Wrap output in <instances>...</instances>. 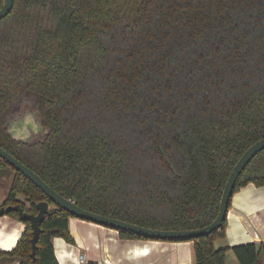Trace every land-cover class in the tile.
Returning <instances> with one entry per match:
<instances>
[{"label": "trees", "instance_id": "trees-1", "mask_svg": "<svg viewBox=\"0 0 264 264\" xmlns=\"http://www.w3.org/2000/svg\"><path fill=\"white\" fill-rule=\"evenodd\" d=\"M25 100L46 133L18 141L6 118ZM262 138L264 0H14L0 19V147L83 209L152 229L202 228L233 166ZM0 165L14 174L0 207L52 206L36 260L30 223L5 214L25 228L0 259L58 264L52 238L73 243L74 216ZM248 183L264 185V149L233 194ZM225 227L226 218L209 234L160 241H191L193 264H225L226 248L214 247ZM231 250L239 264L264 263L263 243Z\"/></svg>", "mask_w": 264, "mask_h": 264}, {"label": "crops", "instance_id": "crops-1", "mask_svg": "<svg viewBox=\"0 0 264 264\" xmlns=\"http://www.w3.org/2000/svg\"><path fill=\"white\" fill-rule=\"evenodd\" d=\"M29 116L36 120L34 113ZM15 126L19 128L17 123ZM22 128L24 132L29 130L24 125ZM22 226L9 216L0 217V229L4 232L18 229L22 234ZM68 230L73 243L61 237L52 238L58 264H75L79 253L85 254L88 264H193L191 241L124 239L115 229L76 217H69ZM245 243L264 244V185L248 183L232 195L225 236L215 240L214 247L226 248L225 264H239L231 248ZM12 260L18 262L17 258L0 259V264H9Z\"/></svg>", "mask_w": 264, "mask_h": 264}, {"label": "water", "instance_id": "water-1", "mask_svg": "<svg viewBox=\"0 0 264 264\" xmlns=\"http://www.w3.org/2000/svg\"><path fill=\"white\" fill-rule=\"evenodd\" d=\"M14 0H3L2 7L0 8V19L5 17L13 7ZM35 129L40 127L39 123L35 122ZM8 133L14 140L18 141H27V137H17L11 130L8 129ZM29 133V130L26 131ZM262 149H264V138L256 141L251 146H249L239 157L232 170L230 171L224 188L222 190L221 199L219 202V211L215 219L208 225L192 230H159L152 229L137 224H133L127 221H123L117 218L100 215L82 207L78 206L74 201L64 197L60 193L56 192L51 188L44 180L40 178L34 171L25 166L21 161L16 159L6 150L0 147V158L4 159L11 167L15 170L22 173L27 179H29L35 186H37L47 197L48 199L59 206L61 209L69 212L76 218L86 220L98 225L105 227L114 228L116 230L126 231L137 236L146 238V239H156V240H178V239H191L196 238L202 235L211 233L213 230L218 228L222 221L226 218L228 211V204L233 195V189L236 183V180L240 173L244 170L248 162ZM37 213L30 214L23 210L19 204L8 205L0 207V217L4 216L10 211H14L18 214V218L21 222L28 221L32 228V237L31 242V254L30 256L36 260V243L38 236L41 232L39 224L44 219L45 215L50 214L49 208L50 205L48 201H39L36 203Z\"/></svg>", "mask_w": 264, "mask_h": 264}, {"label": "flooded vegetation", "instance_id": "flooded-vegetation-1", "mask_svg": "<svg viewBox=\"0 0 264 264\" xmlns=\"http://www.w3.org/2000/svg\"><path fill=\"white\" fill-rule=\"evenodd\" d=\"M22 112L23 111H20L18 109L16 112L9 115L10 117L12 116L13 119H11L12 121L9 124V127L7 128V130L8 129L11 130L12 133L17 137H27V140H33V139L37 138L38 136L46 133L43 125L41 124V122L39 120V118L37 119L34 116L36 120L33 121V119H31V117L29 116V111L23 112V113ZM14 122L19 125L18 129H16ZM35 122L39 123L40 127L35 129V127H34ZM23 125L29 129V133L24 132V129L22 128Z\"/></svg>", "mask_w": 264, "mask_h": 264}, {"label": "rangeland", "instance_id": "rangeland-1", "mask_svg": "<svg viewBox=\"0 0 264 264\" xmlns=\"http://www.w3.org/2000/svg\"><path fill=\"white\" fill-rule=\"evenodd\" d=\"M32 108V104L31 102H27L26 100L21 104L19 110L23 111V112H28L29 113H34L35 117L38 119V116L36 115V112L31 110ZM22 112V113H23ZM11 119H13V117L8 116L6 118V124L7 127H9V124L11 123ZM14 174L13 171L6 166H1L0 165V204L3 202V200L6 198L7 194H8V190L10 188L11 182L13 180ZM18 199H20L21 201H24V197L22 195H17ZM52 208V206L50 205V209ZM79 219V218H78ZM82 220V219H79ZM86 221V220H83ZM89 222V221H86ZM20 224V223H19ZM22 228L24 229L25 226L23 225ZM17 261L12 260L11 263L9 264H17ZM100 264H103V262H101Z\"/></svg>", "mask_w": 264, "mask_h": 264}, {"label": "bare ground", "instance_id": "bare-ground-1", "mask_svg": "<svg viewBox=\"0 0 264 264\" xmlns=\"http://www.w3.org/2000/svg\"><path fill=\"white\" fill-rule=\"evenodd\" d=\"M20 235L21 231L18 229L10 232H4L3 229H0V250L9 251L13 249Z\"/></svg>", "mask_w": 264, "mask_h": 264}, {"label": "built area", "instance_id": "built-area-1", "mask_svg": "<svg viewBox=\"0 0 264 264\" xmlns=\"http://www.w3.org/2000/svg\"><path fill=\"white\" fill-rule=\"evenodd\" d=\"M75 264H88L85 254L79 253L77 257H75Z\"/></svg>", "mask_w": 264, "mask_h": 264}]
</instances>
